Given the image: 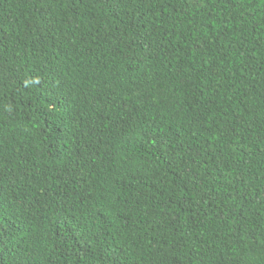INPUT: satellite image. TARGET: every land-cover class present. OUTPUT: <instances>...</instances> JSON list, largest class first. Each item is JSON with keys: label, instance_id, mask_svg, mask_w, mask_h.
I'll use <instances>...</instances> for the list:
<instances>
[{"label": "trees", "instance_id": "1", "mask_svg": "<svg viewBox=\"0 0 264 264\" xmlns=\"http://www.w3.org/2000/svg\"><path fill=\"white\" fill-rule=\"evenodd\" d=\"M0 264H264V0H0Z\"/></svg>", "mask_w": 264, "mask_h": 264}]
</instances>
